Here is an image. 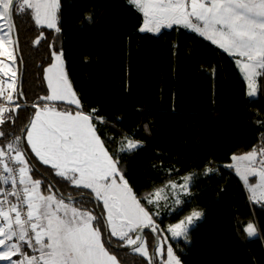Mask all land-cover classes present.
<instances>
[{
  "label": "trees",
  "instance_id": "16d2710c",
  "mask_svg": "<svg viewBox=\"0 0 264 264\" xmlns=\"http://www.w3.org/2000/svg\"><path fill=\"white\" fill-rule=\"evenodd\" d=\"M60 3L59 34L37 29L27 13L14 14L17 67L20 73L23 66L21 89L26 96L24 104L16 101L22 107L8 114L16 122L0 130L20 134L35 111L31 104L46 94L43 68L49 62L48 45L54 42L64 52L65 70L82 106L98 110L108 121L97 123V128L105 133L102 138L117 142L109 147H117L124 136L141 142L133 152L120 153L138 198L191 176L190 195L181 198L184 203L174 205L169 195L159 209L146 205L162 230L193 209L203 210V218L190 229V243L169 241L183 264H264V204L251 202L234 170L225 166L233 155L264 146V91L249 99L235 60L193 32L181 27L160 34L139 32L143 19L129 0ZM86 14H91L92 23ZM40 32L50 39L34 45ZM31 159L46 169V182L55 187L65 183L34 156ZM61 191L80 199L81 190ZM249 222L258 229L252 238L243 231ZM115 251L121 264H147L128 248ZM153 258L160 264V257Z\"/></svg>",
  "mask_w": 264,
  "mask_h": 264
},
{
  "label": "snow or ice",
  "instance_id": "6c2138e0",
  "mask_svg": "<svg viewBox=\"0 0 264 264\" xmlns=\"http://www.w3.org/2000/svg\"><path fill=\"white\" fill-rule=\"evenodd\" d=\"M129 2L142 14L139 32L160 34L173 26L190 29L236 58L248 97L264 91V0ZM60 7V0H0V128L16 122L8 114H15L22 107L17 99L26 96L20 88L14 14L27 13L37 29L59 34ZM86 19L93 22L91 14ZM45 39L50 38L40 32L33 44ZM48 47L49 62L43 68L46 94L31 104L35 111L20 134L0 130L6 141L0 143V264H121L116 248H128L154 264L150 246L160 264H183L164 233L190 243V229L203 218V210L193 209L162 230L156 213L146 205L159 209L169 195L174 205L184 203L180 195H190L191 176H184L182 184L169 182L138 198L126 179L120 153L133 152L141 142L124 136L117 147H109L117 142L102 138L105 133L97 128V123L108 121L98 110L82 106L65 70L63 50L54 42ZM56 102L75 107L61 110ZM33 156L65 183L55 187L46 182V169L36 167ZM231 161L225 166L243 181L249 200L264 202V146L233 155ZM250 177L256 180L250 182ZM68 187L81 190L79 200L64 196L61 189ZM243 231L249 238L258 234L252 222Z\"/></svg>",
  "mask_w": 264,
  "mask_h": 264
},
{
  "label": "rangeland",
  "instance_id": "374dc122",
  "mask_svg": "<svg viewBox=\"0 0 264 264\" xmlns=\"http://www.w3.org/2000/svg\"><path fill=\"white\" fill-rule=\"evenodd\" d=\"M141 16H142V14H141ZM143 18V17H142ZM174 27V26H173ZM185 29V28H184ZM162 30H166V29H162ZM235 171V170H234ZM236 173V172H235ZM236 176H238L237 174H236ZM238 179L240 180V182L243 184V181L240 179V177L238 176ZM250 179V182L251 181H254V180H256V178L255 177H250L249 178ZM184 181H182L180 184H182ZM189 186H190V183H189ZM243 186H244V184H243ZM244 188H245V186H244ZM245 190H246V188H245ZM168 191H169V193H170V189H168ZM246 192H247V190H246ZM247 194H248V192H247ZM249 195V194H248ZM183 196H185V194H183V193H181V195H180V198H182ZM172 197V196H171ZM172 201H173V198H172ZM163 202V201H162ZM257 204H264V202H262V203H257ZM193 227V226H192ZM165 235L166 236H168V243H169V241H172V242H177V241H183V242H185L183 239H177V240H173V239H171V237H170V234H168V233H165ZM187 243V242H186ZM167 246V245H166ZM135 254H137V253H135ZM158 258H159V256H158Z\"/></svg>",
  "mask_w": 264,
  "mask_h": 264
},
{
  "label": "crops",
  "instance_id": "0c3cea01",
  "mask_svg": "<svg viewBox=\"0 0 264 264\" xmlns=\"http://www.w3.org/2000/svg\"><path fill=\"white\" fill-rule=\"evenodd\" d=\"M143 19V18H142ZM174 27H180V26H174ZM181 28H183V27H181ZM186 29V28H185ZM187 31H189V32H192L190 29H186ZM196 34V33H195ZM198 35V34H197ZM199 36V35H198ZM203 38V37H202ZM204 39V38H203ZM207 41V40H206ZM209 43H211L210 41H208ZM213 45V44H212ZM213 46H215V45H213ZM216 47V46H215ZM217 48V47H216ZM219 50H221V49H219ZM222 51V50H221ZM223 52V51H222ZM225 53V52H224ZM227 54V53H226ZM228 55V54H227ZM231 57V56H230ZM231 58H233L234 60L236 59V58H234V57H231ZM238 68V67H237ZM241 74V73H240ZM241 76H242V74H241ZM243 78V77H242ZM45 84H46V82H45ZM246 84V83H245ZM47 86V85H46ZM248 97V96H247ZM249 99H255L256 98V96L255 97H248ZM56 104H64L63 102H56ZM65 105H67V104H65ZM69 106H72V107H75L74 105H69ZM37 161H38V159H36ZM39 162V161H38ZM40 163V162H39ZM41 164V163H40ZM42 165V164H41ZM44 166V165H43ZM45 167H47V166H45ZM234 170V169H233ZM235 172V171H234ZM236 174V173H235ZM238 177V176H237ZM88 191V190H87ZM113 239H115V238H113ZM139 255V254H138Z\"/></svg>",
  "mask_w": 264,
  "mask_h": 264
},
{
  "label": "water",
  "instance_id": "95a60500",
  "mask_svg": "<svg viewBox=\"0 0 264 264\" xmlns=\"http://www.w3.org/2000/svg\"><path fill=\"white\" fill-rule=\"evenodd\" d=\"M17 57L19 58V53H17ZM22 76H23V66L21 64V71H20V79H21V83H20V88H21V84H22ZM21 103L24 104V99H20ZM147 231V229L145 230ZM151 252H153V256H154V250H152Z\"/></svg>",
  "mask_w": 264,
  "mask_h": 264
}]
</instances>
